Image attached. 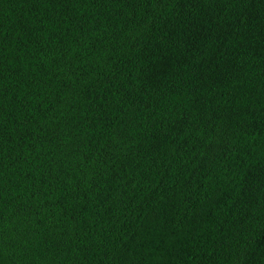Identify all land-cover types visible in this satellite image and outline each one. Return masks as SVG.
I'll list each match as a JSON object with an SVG mask.
<instances>
[{
	"label": "trees",
	"instance_id": "1",
	"mask_svg": "<svg viewBox=\"0 0 264 264\" xmlns=\"http://www.w3.org/2000/svg\"><path fill=\"white\" fill-rule=\"evenodd\" d=\"M0 264H264V0H0Z\"/></svg>",
	"mask_w": 264,
	"mask_h": 264
}]
</instances>
